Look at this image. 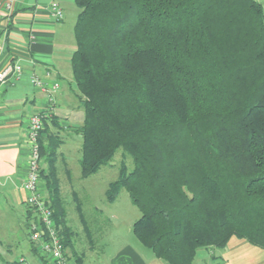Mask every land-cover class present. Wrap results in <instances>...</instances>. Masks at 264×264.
Segmentation results:
<instances>
[{
	"label": "trees",
	"instance_id": "1",
	"mask_svg": "<svg viewBox=\"0 0 264 264\" xmlns=\"http://www.w3.org/2000/svg\"><path fill=\"white\" fill-rule=\"evenodd\" d=\"M74 1L82 176L122 152L106 198L128 191L141 212L134 234L168 264H194L198 250L233 237L264 249L263 4ZM61 129L44 116L41 177L64 248L78 262L59 176Z\"/></svg>",
	"mask_w": 264,
	"mask_h": 264
},
{
	"label": "crops",
	"instance_id": "2",
	"mask_svg": "<svg viewBox=\"0 0 264 264\" xmlns=\"http://www.w3.org/2000/svg\"><path fill=\"white\" fill-rule=\"evenodd\" d=\"M54 1L63 9L60 19L52 13ZM77 13L74 0H19L13 13L8 14L5 0H0V71L16 62L24 68L21 75L0 82V264H55L34 250L29 236L34 214L27 202L29 192L23 186L30 158L26 140L29 119L35 112L54 115L68 135L76 132L73 126L83 122L75 116V111L83 109L71 66ZM70 19H74L72 25ZM33 74L46 79L49 85L60 83L54 109L48 96L33 84ZM68 110L74 114H68ZM40 189L46 193L43 180ZM67 251L75 258L72 251ZM201 252L198 250L194 264H264V249L237 237L225 247ZM85 253L75 264H168L128 242L118 245L109 256Z\"/></svg>",
	"mask_w": 264,
	"mask_h": 264
},
{
	"label": "rangeland",
	"instance_id": "3",
	"mask_svg": "<svg viewBox=\"0 0 264 264\" xmlns=\"http://www.w3.org/2000/svg\"><path fill=\"white\" fill-rule=\"evenodd\" d=\"M259 1L264 6V0ZM73 22L74 19L69 20L71 25ZM67 112L74 114L72 110ZM78 115L79 118L84 119L83 112L75 111V116ZM64 118L66 119L65 115ZM74 127L71 129L74 130ZM61 136L63 143L59 149L61 153L58 163L59 176L69 223L76 231L75 247L77 251L79 253L86 252L85 256L88 254L96 257L102 253L109 256L118 245L128 242L137 249L152 254L153 252L140 242L132 230V224L141 215V212L132 203L128 191L123 189L113 203L106 198V189L109 183L119 176L122 152L118 151L112 164L103 166L95 174L83 177L79 162L82 155L81 134L74 132L72 135H68L61 129ZM128 164L133 165L131 158L128 159ZM75 193L82 200L86 222L92 233L93 239L91 240L87 225L80 217ZM26 244L29 245L27 239ZM200 250L201 253H205L207 248ZM84 255L82 258L85 257Z\"/></svg>",
	"mask_w": 264,
	"mask_h": 264
},
{
	"label": "built area",
	"instance_id": "4",
	"mask_svg": "<svg viewBox=\"0 0 264 264\" xmlns=\"http://www.w3.org/2000/svg\"><path fill=\"white\" fill-rule=\"evenodd\" d=\"M19 0H5L8 14H12L16 3ZM52 13L58 19L64 16V12L59 2L52 3ZM21 62L8 64L0 71V82H5L11 75H21L23 73ZM48 75H51L48 73ZM32 82L40 88L47 96L49 105L54 109L56 92L60 89V83L54 81L52 85L37 74H33ZM49 106V107H51ZM44 111L31 114L28 124L27 145L29 147L30 158L28 172L23 182L24 188L29 192L27 202L33 210L34 217L29 224L30 240L34 243L40 254L47 259H51L55 264H75V258L67 254L62 242L60 228L54 220L53 211L47 203L46 193L40 189L41 166L43 158L40 148V133L44 127ZM25 259H21L23 262Z\"/></svg>",
	"mask_w": 264,
	"mask_h": 264
}]
</instances>
